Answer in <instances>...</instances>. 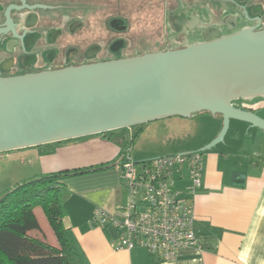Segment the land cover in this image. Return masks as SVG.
<instances>
[{"label": "water", "instance_id": "1", "mask_svg": "<svg viewBox=\"0 0 264 264\" xmlns=\"http://www.w3.org/2000/svg\"><path fill=\"white\" fill-rule=\"evenodd\" d=\"M221 24L234 30L236 17ZM213 31L183 49L0 76V153L201 113L222 118L220 133L201 152L223 142L231 120L264 133L262 118L232 105L264 96V29Z\"/></svg>", "mask_w": 264, "mask_h": 264}, {"label": "crops", "instance_id": "2", "mask_svg": "<svg viewBox=\"0 0 264 264\" xmlns=\"http://www.w3.org/2000/svg\"><path fill=\"white\" fill-rule=\"evenodd\" d=\"M127 1L125 6H128ZM227 14L233 12L227 11ZM255 130L259 136L264 135L246 123L231 120L223 142L202 155L201 186L192 200L197 246L181 250L170 263H159L142 249L114 251L115 231L91 226L97 208L113 213L126 204L127 192L116 167L65 179L63 224L82 263L264 264V155H253L256 142L248 141L245 146H242L243 141L239 143V131L249 135ZM213 139L215 137L193 149L182 148L178 152L200 151ZM16 153L35 161L36 177L117 163L123 152L94 136L57 146L52 155L42 156L37 149H27L5 156ZM40 232L41 227L40 231L29 235L43 241L46 236L36 234ZM49 245L56 246L55 242Z\"/></svg>", "mask_w": 264, "mask_h": 264}, {"label": "flooded vegetation", "instance_id": "3", "mask_svg": "<svg viewBox=\"0 0 264 264\" xmlns=\"http://www.w3.org/2000/svg\"><path fill=\"white\" fill-rule=\"evenodd\" d=\"M250 2L238 0L234 4L247 14L249 23L243 28L263 30L264 7ZM169 3V0L165 3L164 25L170 43H175L177 38L203 42V32H214L215 27L221 36L237 32L238 15L234 12L227 14L223 9L226 15H210L205 21L198 10H188L182 0ZM124 4V0H0V76L14 77L120 59L127 47L122 35L129 29L123 15L127 9ZM227 15L236 17V30H227L229 24L221 26ZM98 30L103 33L96 34ZM105 45L116 49L120 46L119 53L115 55L112 49L105 57H98ZM96 47L99 50L89 56ZM256 98L264 99V96ZM254 101L253 98L248 102L254 104Z\"/></svg>", "mask_w": 264, "mask_h": 264}, {"label": "rangeland", "instance_id": "4", "mask_svg": "<svg viewBox=\"0 0 264 264\" xmlns=\"http://www.w3.org/2000/svg\"><path fill=\"white\" fill-rule=\"evenodd\" d=\"M167 1L168 0H144V8H142L140 13V6L143 4L142 0L127 1L128 8L123 11V15L125 18L128 17L129 31L122 35V38L127 40V47L122 52L121 58L138 56L150 52L155 53L154 48L160 49V52L178 50L187 47L188 45L185 46L187 43H196H193L192 41L188 42L189 39L185 38H177L174 40L175 43H170L168 41L167 29L164 25L165 10L167 8L165 3ZM169 1L171 3L173 0ZM174 1L176 2L177 0ZM182 1L183 5L187 8L198 10L200 16L205 21L209 19L210 15H220L223 13V9H226L228 12H234L238 15L236 31L249 23L247 21L248 17L246 12L241 11L234 5L238 0ZM124 2L126 3V0ZM252 4H256L255 6L262 8L264 7V0H251L250 5ZM241 14H243V17ZM102 33V30L96 32V34ZM81 49H84V47L81 46ZM112 49L116 55L119 53L120 46L116 49L105 45L98 57H105L109 52H112ZM254 100V104L251 102L249 103L248 101L250 100H236L233 101L232 104L239 108L254 111L255 114L264 119V99L254 98ZM257 108H261V110H253ZM221 128L222 118L220 116H212L206 113L195 114L189 119L170 117L149 122L142 127L140 134L138 133V135L134 136L133 157L136 161H143L159 156L170 155L171 153L178 152L179 149L182 148L193 149L196 145L201 144L204 141L212 139L213 137L216 138L220 133ZM257 133V130H255L254 133L245 135L239 131V143L243 141L242 146H245V143L248 141L256 142L254 146L256 152L253 155L263 156L264 140H261V138H264V135L260 134L259 136ZM255 134L259 136L257 139V135ZM130 137L132 136H130L128 131L125 133H116L108 137V139L106 138V142H109L116 149L119 148L124 153L126 147L130 145ZM236 152L242 153L245 151L238 150ZM20 158H22L23 161H20ZM121 160L122 158L120 157L117 160V163H120ZM35 164V161L30 160L26 156L17 155V153L10 157H6L5 154L0 153V197L19 183L35 177L38 168ZM35 215L42 230V232L36 234L46 236L43 238V242L48 245L51 242H55L54 235L51 234L52 232L50 231L41 210L36 209ZM48 235L49 237L47 238Z\"/></svg>", "mask_w": 264, "mask_h": 264}, {"label": "built area", "instance_id": "5", "mask_svg": "<svg viewBox=\"0 0 264 264\" xmlns=\"http://www.w3.org/2000/svg\"><path fill=\"white\" fill-rule=\"evenodd\" d=\"M128 149L116 166L126 204L109 213L97 208L91 226L112 228L114 251L143 249L159 263L197 246L192 200L201 186L202 152L187 151L136 161ZM183 185V190L179 189Z\"/></svg>", "mask_w": 264, "mask_h": 264}, {"label": "trees", "instance_id": "6", "mask_svg": "<svg viewBox=\"0 0 264 264\" xmlns=\"http://www.w3.org/2000/svg\"><path fill=\"white\" fill-rule=\"evenodd\" d=\"M142 3L143 4L142 6H140L141 8L139 13L142 11V8H144V0H142ZM126 19L128 21V17H126ZM154 49L155 53L161 51L157 48ZM144 125L145 124H141L130 128L106 132L94 136L101 137L106 140V138L108 139V137L113 134L125 133L126 131H128L130 136H132L133 138L130 137V145L126 147V151L121 154V158L123 160L124 156L127 154L128 149H131L130 155L133 157L134 136L138 135V133L140 134ZM94 136L42 145L29 149H37L42 156H47L52 155L55 152L57 146L66 145L75 141H82ZM18 151H11L2 154H10ZM203 154L204 153L202 152V155ZM120 163L111 162L97 167L75 169L36 176L19 183L14 188L6 192L3 196H1L0 264H83L68 236V231L63 224V199L66 195V188L63 185V181L73 176L84 175L90 172L116 167ZM179 189L183 190V185H179ZM36 209L41 210V212L43 213L50 231L54 235L56 245L55 247L50 246L43 241L33 238L29 235V233L31 232L40 231V225L35 215ZM195 237L197 239L196 231Z\"/></svg>", "mask_w": 264, "mask_h": 264}]
</instances>
